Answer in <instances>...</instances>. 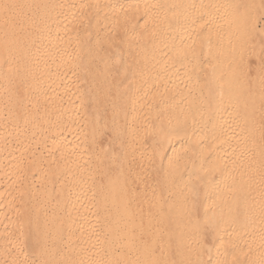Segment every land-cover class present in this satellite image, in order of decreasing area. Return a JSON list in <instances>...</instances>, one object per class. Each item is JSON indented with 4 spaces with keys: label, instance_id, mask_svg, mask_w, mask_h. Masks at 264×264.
<instances>
[{
    "label": "bare ground",
    "instance_id": "obj_1",
    "mask_svg": "<svg viewBox=\"0 0 264 264\" xmlns=\"http://www.w3.org/2000/svg\"><path fill=\"white\" fill-rule=\"evenodd\" d=\"M263 209L264 0H0V264H264Z\"/></svg>",
    "mask_w": 264,
    "mask_h": 264
},
{
    "label": "rangeland",
    "instance_id": "obj_2",
    "mask_svg": "<svg viewBox=\"0 0 264 264\" xmlns=\"http://www.w3.org/2000/svg\"><path fill=\"white\" fill-rule=\"evenodd\" d=\"M107 135V134H106ZM103 136H104V139H103ZM108 137H109V135H108ZM106 138V141L107 140H109V138ZM103 139V140H102ZM105 140V134H103L102 135V137H101V140H100V143H105L106 141H104ZM101 141H103V142H101ZM261 213H264V209L263 210H261ZM244 259V260H243ZM241 260H243V261H245V258L243 257V255H234V257H233V261H238L239 262V264H241L242 263V261ZM244 264V263H243Z\"/></svg>",
    "mask_w": 264,
    "mask_h": 264
}]
</instances>
